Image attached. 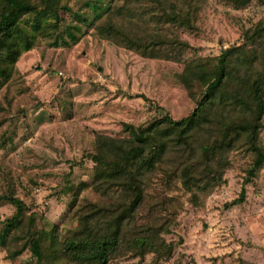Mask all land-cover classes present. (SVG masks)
I'll list each match as a JSON object with an SVG mask.
<instances>
[{
    "label": "rangeland",
    "instance_id": "obj_1",
    "mask_svg": "<svg viewBox=\"0 0 264 264\" xmlns=\"http://www.w3.org/2000/svg\"><path fill=\"white\" fill-rule=\"evenodd\" d=\"M177 1L63 0L69 10L60 12L57 28L22 54L9 78L0 77V221L16 216L14 200L26 207L21 227L11 230L7 246L0 243V264H62L56 243L77 227L81 204L114 199L94 176L97 135L123 138L125 123L143 127L167 115L187 118L201 91L191 98L182 84L186 65L203 59L205 69L213 68L223 51L250 47L246 34L264 24V0L243 8L223 0H192L198 9L190 26L167 21ZM179 2L186 7L185 0ZM143 23L178 27L177 37H169L190 47L159 46L163 56L150 59L109 39L112 25L125 29L126 38L145 36ZM261 142L264 148V120ZM252 162L251 154L236 151L225 182L208 190L198 205L180 187L167 190L183 209L165 235L175 252L160 264H264V167L252 177ZM243 190L245 201L232 205ZM10 229L0 225V236ZM31 230L43 235L42 262L33 257L29 242L20 252ZM110 264L158 261L149 254Z\"/></svg>",
    "mask_w": 264,
    "mask_h": 264
},
{
    "label": "trees",
    "instance_id": "obj_2",
    "mask_svg": "<svg viewBox=\"0 0 264 264\" xmlns=\"http://www.w3.org/2000/svg\"><path fill=\"white\" fill-rule=\"evenodd\" d=\"M62 1L0 0L1 78H9L22 54L31 51L38 38L49 36L58 26L60 12L69 10ZM223 1L243 8L252 0ZM177 2L167 21L190 26L191 18L197 15V4L185 0L183 8ZM157 3L166 10L161 1ZM140 27L145 36L131 33L126 38L122 35L125 29L118 30L113 25L108 27V36L119 46L150 59L163 56L159 46L190 47L169 37L168 34L177 37L178 27H150L147 23ZM250 35L246 34L250 47L244 44L223 51L211 69L204 68L203 59L186 65L179 77L182 84L191 98L196 97V90L201 91L196 108L187 118L176 121L167 115L143 127L125 123L123 131L127 137L123 138L97 135L95 153L91 155L94 176L98 187L113 194L114 199L109 203L81 204L75 230L64 241H55L62 264H110L121 257L144 258L149 254L160 264L175 252V244L167 241L165 235L176 226L183 209V203L167 190L180 187L191 195L190 202L198 205L208 190L225 182L236 151L253 157L250 176L264 167V48L258 49L264 44V24H258ZM168 54L171 56L172 52ZM244 201L245 190L232 205ZM14 203L16 216L0 221V225L12 227L0 236L4 246L11 230L21 227L26 208L20 200ZM28 234L20 252L29 242L33 257L42 262L43 235L32 230Z\"/></svg>",
    "mask_w": 264,
    "mask_h": 264
}]
</instances>
